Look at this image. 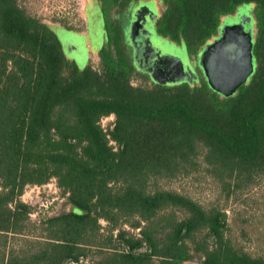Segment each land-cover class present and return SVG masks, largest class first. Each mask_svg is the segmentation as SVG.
<instances>
[{"label": "trees", "instance_id": "16d2710c", "mask_svg": "<svg viewBox=\"0 0 264 264\" xmlns=\"http://www.w3.org/2000/svg\"><path fill=\"white\" fill-rule=\"evenodd\" d=\"M242 4L256 14L255 68L223 96L205 81L134 85L130 66L111 57L98 69H79L64 57L46 18L19 0H0V237L24 229L31 212L20 200L26 185L54 178L65 196L45 219L43 245L3 249L0 264H88L81 261L85 244L100 231V219L110 225L107 240L121 249L93 264H183L194 254L197 264H264L263 255L226 236L224 210L148 186L175 176L201 150L224 188L228 179L264 170V0H171L164 29L200 42L218 14ZM108 115L114 120L105 131L100 120ZM165 208L182 215L169 214L167 231L149 227ZM130 217L138 233H113Z\"/></svg>", "mask_w": 264, "mask_h": 264}, {"label": "rangeland", "instance_id": "374dc122", "mask_svg": "<svg viewBox=\"0 0 264 264\" xmlns=\"http://www.w3.org/2000/svg\"><path fill=\"white\" fill-rule=\"evenodd\" d=\"M19 3L31 14L55 22L48 23L49 29L57 37L64 57L75 63L79 69L85 68L93 61L92 67L100 68L101 63L95 61L100 58L108 60L110 55L114 57L110 51L112 48L117 50L116 54L122 52L124 46H121V42L116 43V40L110 41L108 33L107 21L117 10L105 8L108 13L106 15L99 0H86L82 4L80 0H19ZM56 20L60 22L57 23ZM153 47L157 49V55L180 57L187 65L184 45L169 40L155 42ZM123 60L126 62L125 58ZM133 77L134 85H153L148 83L147 77ZM113 120L114 116L108 115L102 117L100 124L108 131ZM110 144L115 147L114 141H110ZM203 153L201 150L195 162L182 166L175 176L153 178L148 183L149 189L173 190L189 196L203 207L213 206L224 210L227 215L225 234L231 242L252 255L264 256V170L254 174L252 178H242L243 180L239 181L228 179L229 184L224 188L221 179L215 176L212 168L204 161ZM64 199L65 196L54 178L44 184L26 185L20 200L31 206L30 215L21 233L0 237V252L3 249L11 252H33L43 245L47 233L45 219L58 212ZM170 213L176 218L182 215L178 209H162L149 227H164L167 231L172 217ZM128 219L113 230V233L119 229L127 230L131 234L138 233L137 228L132 227L136 218ZM100 226L98 234L88 237L85 244V256L81 261L88 264L99 261L104 253L121 249L115 240H107L110 225L100 219ZM197 257L198 255L194 254L193 259L183 264H197Z\"/></svg>", "mask_w": 264, "mask_h": 264}, {"label": "flooded vegetation", "instance_id": "af4514ba", "mask_svg": "<svg viewBox=\"0 0 264 264\" xmlns=\"http://www.w3.org/2000/svg\"><path fill=\"white\" fill-rule=\"evenodd\" d=\"M84 1L86 0H80L81 4ZM99 1L103 6L104 13L106 15H108V13L105 8L108 9L110 7L111 9L114 8L115 10H117L114 14L109 16V21L106 20L109 27V39L110 41H112V39L116 40V43L121 42V46L124 47H122V52H119L117 54V50L115 48H112L110 51L113 52L114 57H112V55H110V57L118 63L125 58L126 64H128L131 68L132 76L135 75L137 77H147L148 83L153 85H167L160 84L154 81L151 75L153 73V70L151 69V64L157 56V49L153 47L155 42L161 43L162 41L170 40L185 46L187 65L191 70L194 71V74L197 76V79L193 80V83L190 86H195L202 81L206 82L202 74L201 68L198 65L199 55L202 49L206 46V44L212 42L215 38L220 36V29L226 24L236 23L240 18H242L245 21L244 29H251L252 42L254 45V37L256 34V14L255 10L251 7L250 4H242L239 6H235L234 9L230 11H225L223 13L218 14L214 29L207 36V39L196 43L191 41V43L188 44L187 39L182 34L173 35L172 32H169L168 30L164 29L166 24L169 23L166 20V16L169 15L171 10V0ZM46 19L47 25L48 23H55L50 21L48 18ZM58 22L60 21H57V23ZM82 27L83 26H81V28ZM70 28L81 29L76 27ZM114 44H112L111 46L114 47ZM105 60L106 58H100L95 62L101 63V65H103ZM93 63L94 61L88 66H92ZM181 83L189 84L185 81Z\"/></svg>", "mask_w": 264, "mask_h": 264}, {"label": "water", "instance_id": "95a60500", "mask_svg": "<svg viewBox=\"0 0 264 264\" xmlns=\"http://www.w3.org/2000/svg\"><path fill=\"white\" fill-rule=\"evenodd\" d=\"M244 23L240 18L223 26L220 36L206 44L199 55L198 65L208 86L224 96L234 94L255 68L251 29L245 30ZM151 69L153 80L160 84H192L197 79L180 57L157 55Z\"/></svg>", "mask_w": 264, "mask_h": 264}]
</instances>
